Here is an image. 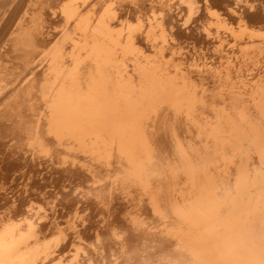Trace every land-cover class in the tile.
I'll return each mask as SVG.
<instances>
[{
    "label": "bare ground",
    "instance_id": "1",
    "mask_svg": "<svg viewBox=\"0 0 264 264\" xmlns=\"http://www.w3.org/2000/svg\"><path fill=\"white\" fill-rule=\"evenodd\" d=\"M262 210L264 0H0V259L220 264Z\"/></svg>",
    "mask_w": 264,
    "mask_h": 264
},
{
    "label": "clouds",
    "instance_id": "2",
    "mask_svg": "<svg viewBox=\"0 0 264 264\" xmlns=\"http://www.w3.org/2000/svg\"><path fill=\"white\" fill-rule=\"evenodd\" d=\"M200 212L201 205L192 202L186 210V215L195 218ZM250 223V215L237 217L219 233V246L222 249L220 264H258L257 257H264V247L253 239Z\"/></svg>",
    "mask_w": 264,
    "mask_h": 264
},
{
    "label": "snow or ice",
    "instance_id": "3",
    "mask_svg": "<svg viewBox=\"0 0 264 264\" xmlns=\"http://www.w3.org/2000/svg\"><path fill=\"white\" fill-rule=\"evenodd\" d=\"M20 215H22V214H20ZM13 219L15 220V219H17V217L14 216ZM0 264H8V262L3 260V259H0Z\"/></svg>",
    "mask_w": 264,
    "mask_h": 264
}]
</instances>
